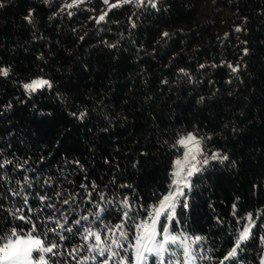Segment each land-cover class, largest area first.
<instances>
[{"label":"trees","instance_id":"1","mask_svg":"<svg viewBox=\"0 0 264 264\" xmlns=\"http://www.w3.org/2000/svg\"><path fill=\"white\" fill-rule=\"evenodd\" d=\"M65 1L0 0V244L131 264L190 132L175 244L147 264H184V242L195 264H263L264 0L127 1L103 21L102 0Z\"/></svg>","mask_w":264,"mask_h":264},{"label":"rangeland","instance_id":"2","mask_svg":"<svg viewBox=\"0 0 264 264\" xmlns=\"http://www.w3.org/2000/svg\"><path fill=\"white\" fill-rule=\"evenodd\" d=\"M90 0H66V6L84 3L88 4ZM101 7H93L92 14L97 21H103L107 10L127 1L141 0H102ZM154 3L157 0H152ZM49 82L45 77L37 76L24 82L26 91H36L47 85ZM183 147V153L175 161V170L173 175L172 188L162 201L151 211L147 219L141 224L137 231V238L132 248L131 264H147L151 256H159L164 259L170 258L166 252L169 249V242L173 245L171 239H168L169 226L167 221L174 217L177 206V197L183 187L189 184V176L196 171L198 167V153L201 150L200 144L195 140L192 133H187L180 139ZM160 237V240L158 239ZM191 243L184 242L183 248H180L184 256V264H195L196 257ZM47 248L42 241L31 234L16 235L8 238L0 244V264H47L45 259ZM109 259L107 260V263ZM264 264V259H263Z\"/></svg>","mask_w":264,"mask_h":264}]
</instances>
